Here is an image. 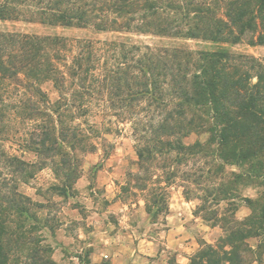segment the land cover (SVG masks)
<instances>
[{"label":"trees","instance_id":"1","mask_svg":"<svg viewBox=\"0 0 264 264\" xmlns=\"http://www.w3.org/2000/svg\"><path fill=\"white\" fill-rule=\"evenodd\" d=\"M99 1L107 14L103 21L97 5L85 0H0V20L17 19L22 12L17 6L31 5L43 24L81 26L99 18L98 27L106 30L119 21L109 18L111 12L118 18L131 15L129 20L142 33L220 45L239 44L252 35L251 45L264 46V0ZM60 41V37L0 32V130L7 82L29 70L49 78L55 75L49 48ZM145 50L134 47L110 76L122 109L147 102L141 110L152 115L145 122L135 118L139 171L131 174V181L146 192V210L153 218L169 213V188L177 179L199 186L202 194L196 198L201 203L195 214L214 221L225 236L218 245L204 242L189 264H248L249 254L255 253L248 241L261 238L258 250L264 247V60L224 47L198 53ZM193 134L207 138L187 144L185 139ZM50 140L39 144L44 150L55 149L57 141L48 147ZM200 160H205L200 169H182ZM0 163L11 169L13 177L30 167L2 151ZM229 167L237 171H228ZM2 178L0 173V264H56L33 233V222L44 206L16 186L2 188ZM241 185L263 189L261 198H244L252 213L243 221L236 218L234 201L240 198ZM189 194L185 191L188 199ZM258 261L262 264V257Z\"/></svg>","mask_w":264,"mask_h":264},{"label":"rangeland","instance_id":"2","mask_svg":"<svg viewBox=\"0 0 264 264\" xmlns=\"http://www.w3.org/2000/svg\"><path fill=\"white\" fill-rule=\"evenodd\" d=\"M85 1L96 4L100 20H106L101 1ZM17 7L22 11L17 19L0 20L1 33L61 38L49 48L55 75L49 78L29 70L7 82L0 130V151L30 165L25 174L13 177L11 169L0 163L1 187L7 190L16 186L21 194L44 206L33 222L38 244L50 250L56 264L120 262L125 253L133 255L143 239L154 240L163 251L167 218L174 209L186 221L187 238L178 245L186 259H177L174 252L166 250L163 255L170 264L177 260L180 262L176 264H189L204 242L218 245L225 232L214 221L207 222L202 214H195L201 203L196 197L202 191L183 178L169 188V213L158 218L148 215L146 192L137 189L131 174L139 171L135 118L145 122L152 115L141 110L147 102L140 108L122 109L110 76L134 47L143 51L146 47L179 48L194 53L224 47L234 54L264 60V46L251 45L252 35L239 44L220 45L142 33L129 20L131 15L118 18L111 12L109 18L119 21L106 30L98 27L99 18L88 25L50 26L33 15L34 6ZM49 138L48 147L57 141L55 149L44 150L39 143ZM206 138L193 134L185 142L193 144ZM203 162L193 161L182 169L193 172L203 167ZM228 171L237 169L229 167ZM185 191H191L189 199ZM262 192L256 185L238 187L240 198L234 200L238 220L252 213L244 198L256 200ZM224 207L225 202L219 207L221 213ZM261 241H248L255 251L249 254L248 264H260L261 257L264 264V247L258 250ZM129 255L135 264H147L142 252L137 250L132 258Z\"/></svg>","mask_w":264,"mask_h":264},{"label":"crops","instance_id":"3","mask_svg":"<svg viewBox=\"0 0 264 264\" xmlns=\"http://www.w3.org/2000/svg\"><path fill=\"white\" fill-rule=\"evenodd\" d=\"M181 215V216H179ZM185 220H183L182 213H177L174 211V209H171L170 214L167 218V227L168 230L165 231L166 235V250H170L176 254L177 259L180 257H183L186 259V256H184V253H182L179 248V244L184 243L186 240L185 231L187 230V227L185 226ZM138 249L136 248L133 253V255H129L128 253H125L124 256H122L121 261L115 262L113 259L112 264H135L134 261H130L128 258V255L135 256L136 251L142 252L146 256L147 264H170L166 258H164L163 253L166 252V250L161 251L160 247L157 243H155L154 240L149 239H143L140 244H138ZM125 252V251H124ZM127 254V255H126ZM132 258V257H131ZM178 261V260H177ZM175 261V264L176 262ZM180 262V261H178Z\"/></svg>","mask_w":264,"mask_h":264}]
</instances>
